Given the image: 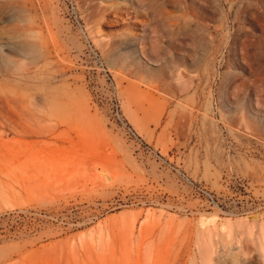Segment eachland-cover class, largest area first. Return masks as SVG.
<instances>
[{"label": "rangeland", "instance_id": "rangeland-1", "mask_svg": "<svg viewBox=\"0 0 264 264\" xmlns=\"http://www.w3.org/2000/svg\"><path fill=\"white\" fill-rule=\"evenodd\" d=\"M0 264H264V0H0Z\"/></svg>", "mask_w": 264, "mask_h": 264}]
</instances>
